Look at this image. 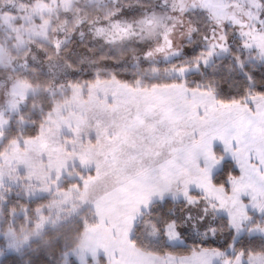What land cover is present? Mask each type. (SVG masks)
<instances>
[{
  "label": "snow or ice",
  "instance_id": "obj_1",
  "mask_svg": "<svg viewBox=\"0 0 264 264\" xmlns=\"http://www.w3.org/2000/svg\"><path fill=\"white\" fill-rule=\"evenodd\" d=\"M0 264H264V0H0Z\"/></svg>",
  "mask_w": 264,
  "mask_h": 264
}]
</instances>
